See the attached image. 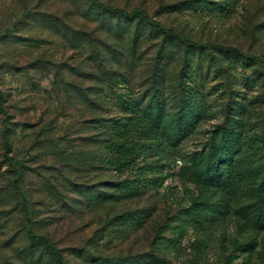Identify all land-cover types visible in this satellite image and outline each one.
I'll list each match as a JSON object with an SVG mask.
<instances>
[{"label":"rangeland","instance_id":"1","mask_svg":"<svg viewBox=\"0 0 264 264\" xmlns=\"http://www.w3.org/2000/svg\"><path fill=\"white\" fill-rule=\"evenodd\" d=\"M95 1L189 42L91 0H0V264H54L28 230L64 264H264L235 214L264 222V0ZM129 116L147 151L90 173Z\"/></svg>","mask_w":264,"mask_h":264},{"label":"trees","instance_id":"2","mask_svg":"<svg viewBox=\"0 0 264 264\" xmlns=\"http://www.w3.org/2000/svg\"><path fill=\"white\" fill-rule=\"evenodd\" d=\"M98 6H106L109 11L112 12H118L126 17H134L137 16L139 18H142V20L149 21L151 25L159 30L163 35L167 36H173L177 40L189 42L187 39H183L179 34L173 32L171 29H165L156 21L151 19L147 14L144 12L138 11L136 9H133L131 11H125L122 9H111L105 4L98 3L95 0H91ZM209 46H213L208 44ZM206 46V45H205ZM217 48L224 50V51H233L237 55H242L239 51H237L236 48L230 47V46H217ZM264 74V72H263ZM3 100L2 92L0 91V102ZM124 124L116 123L111 127V129L107 132V135H105V138L103 140V155L98 159L95 154L96 152L90 150V173H93L101 168L102 164L112 168L114 171H124L127 170L133 163L134 158L137 155H140L147 151L148 145L146 143V140L144 138V135L142 133V130L144 128V121L140 120L138 117H131L129 116L127 119H124ZM192 131L191 130H185L180 133H178L176 136L169 138V142L173 146H177L182 140H184ZM1 140L3 143V147L5 150V154L8 155L10 152V146L8 142V134L7 130L3 129L0 132ZM92 139L90 137V145L92 144ZM7 160L11 163L14 162V158L12 156H7ZM99 163H95L97 162ZM10 172L14 174V179L11 182V190L15 192V194L18 195L20 199V211L26 218V223L28 227L30 228L31 223L29 222V218L27 216V209H26V200L24 193L20 190V181H21V175L22 173L15 168H11ZM241 194V191H240ZM238 191L234 193V190L230 191L229 194V201L232 202V206L234 205V200L237 198ZM236 215H241L249 219L250 222H255L257 226L264 230V222L261 221L260 215L253 212L251 208H238L235 211ZM189 221L196 223L195 219H192V217L189 219ZM28 237L30 239L36 240L40 242L45 249H47L53 257L54 264H64L63 263V257L61 255L60 249L53 246V244L48 240V238H45L41 235H33L30 233V230H28ZM174 246V245H173Z\"/></svg>","mask_w":264,"mask_h":264}]
</instances>
